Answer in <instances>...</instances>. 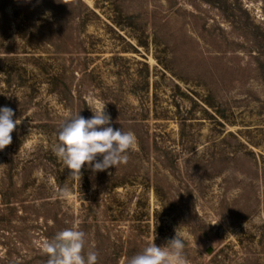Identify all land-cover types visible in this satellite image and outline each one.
<instances>
[{
    "label": "rangeland",
    "instance_id": "1",
    "mask_svg": "<svg viewBox=\"0 0 264 264\" xmlns=\"http://www.w3.org/2000/svg\"><path fill=\"white\" fill-rule=\"evenodd\" d=\"M96 102L138 145L79 180L53 147ZM3 107L0 264L70 227L98 264L176 231L190 264H264V0H0Z\"/></svg>",
    "mask_w": 264,
    "mask_h": 264
},
{
    "label": "clouds",
    "instance_id": "2",
    "mask_svg": "<svg viewBox=\"0 0 264 264\" xmlns=\"http://www.w3.org/2000/svg\"><path fill=\"white\" fill-rule=\"evenodd\" d=\"M105 105L96 102L89 106L93 112L90 119L79 113L69 116L58 131V143L53 152L76 179H81L85 165L99 172L126 164L129 151L137 149L134 132L114 130L109 126L111 117L106 114ZM13 116L11 108H0V150L12 143L11 134L21 123L20 119L13 120ZM98 155L103 157L102 161H97ZM59 194L68 198L70 192L65 188ZM154 239L141 252L128 258L126 264H190L184 254L185 238L178 231L164 246H157ZM36 243L48 256L47 264H98V253L92 249L85 252L86 233L77 227L65 228L51 239L44 238Z\"/></svg>",
    "mask_w": 264,
    "mask_h": 264
},
{
    "label": "water",
    "instance_id": "3",
    "mask_svg": "<svg viewBox=\"0 0 264 264\" xmlns=\"http://www.w3.org/2000/svg\"><path fill=\"white\" fill-rule=\"evenodd\" d=\"M207 251L208 252H211L212 251V247H209Z\"/></svg>",
    "mask_w": 264,
    "mask_h": 264
}]
</instances>
